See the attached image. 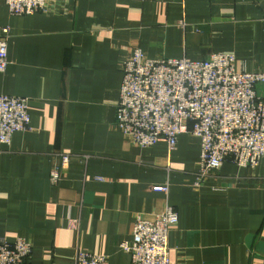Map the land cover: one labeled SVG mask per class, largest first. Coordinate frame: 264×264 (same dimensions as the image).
<instances>
[{
	"label": "crops",
	"instance_id": "crops-1",
	"mask_svg": "<svg viewBox=\"0 0 264 264\" xmlns=\"http://www.w3.org/2000/svg\"><path fill=\"white\" fill-rule=\"evenodd\" d=\"M48 12L12 16L0 93L29 99L31 129L0 153V237L33 244L28 264H75L78 251L131 264L135 217L154 220L172 206L171 264H264V157L230 160L193 187L201 145L187 133L134 146L116 126L123 67L148 59L203 61L233 54L236 68L264 73V0H48ZM264 98V83L256 86ZM70 156L62 181L50 173ZM169 184V192L155 187ZM225 187L218 192L214 187Z\"/></svg>",
	"mask_w": 264,
	"mask_h": 264
},
{
	"label": "built area",
	"instance_id": "built-area-1",
	"mask_svg": "<svg viewBox=\"0 0 264 264\" xmlns=\"http://www.w3.org/2000/svg\"><path fill=\"white\" fill-rule=\"evenodd\" d=\"M12 16L48 12V0H3ZM10 29L0 34V76L8 67ZM264 73L237 70L233 54L213 53L203 61L187 58L148 59L137 49L123 67L116 126L140 148L161 141L169 151L178 147L179 137L191 134L201 145L199 171L193 187L201 189L221 172L227 161L236 166L256 167L264 157V98L256 86ZM31 129L29 99L0 93V153L13 135ZM70 156L62 154L50 173L54 185L62 181ZM169 192V184L155 187ZM226 191L225 187H214ZM179 223L177 211L167 206L148 220L135 217L132 241L122 244L131 264H171L169 234ZM33 244L26 239L10 243L0 237V264H28ZM75 264H109L106 256L80 250Z\"/></svg>",
	"mask_w": 264,
	"mask_h": 264
}]
</instances>
